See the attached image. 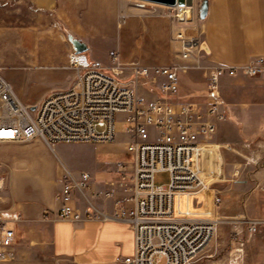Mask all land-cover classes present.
<instances>
[{
	"label": "crops",
	"instance_id": "crops-1",
	"mask_svg": "<svg viewBox=\"0 0 264 264\" xmlns=\"http://www.w3.org/2000/svg\"><path fill=\"white\" fill-rule=\"evenodd\" d=\"M207 1V17L178 30L186 32V38L197 40L201 52L206 50L208 66L246 64L251 58L264 55V0ZM0 4H15L18 11L29 12L33 19L48 17L67 37L71 34L85 42L88 45L85 53L93 59H98L95 55L100 48H106L108 54L110 50L116 51L119 59L147 60L150 63L142 64L155 65L167 64L155 60L166 59L173 53L167 17L157 10L136 7L130 0H0ZM175 43L180 48L182 41ZM72 50L70 40L64 51L48 49L42 45L39 30L33 24L0 26V69L19 64L42 72L65 67L69 71L63 79L72 85L76 74L66 54ZM183 75L180 73V82ZM218 128L219 133L205 146L208 150L203 154L204 179L211 187L212 207L222 221L223 217H233L241 225L245 217L264 220V185L261 187L259 181L256 187L251 182L264 179V165L256 169L252 178L247 174L237 178L241 170L238 165L244 163L237 156L243 155L249 164L255 161L243 149L249 143L241 140L236 143L241 148L220 151L231 126L220 122ZM15 144L0 146V162H8L12 167L11 174L6 169L0 170L8 178L6 188L0 192V212L16 231L10 248L13 256L1 259L0 264H128L124 258L134 253L135 245L134 232L127 221L84 218L72 222L58 218L56 211L60 207L63 176L69 169L76 176L82 171L91 174L89 188L76 192V206L82 211L112 214L117 200L124 194L118 184L119 163H127L130 168L131 160L117 161L104 180L97 179L89 170L75 174L64 164L58 175L55 146L41 139L31 141L24 148ZM12 150L17 155H12ZM30 162L37 170L23 174L21 167ZM44 171H49L51 177ZM217 197L221 198L218 203ZM255 233L262 249L255 264H263L264 225Z\"/></svg>",
	"mask_w": 264,
	"mask_h": 264
},
{
	"label": "built area",
	"instance_id": "built-area-1",
	"mask_svg": "<svg viewBox=\"0 0 264 264\" xmlns=\"http://www.w3.org/2000/svg\"><path fill=\"white\" fill-rule=\"evenodd\" d=\"M182 60L191 58L198 42L179 34ZM114 63L108 67L85 52L72 50L68 57L75 70L72 86L49 93L37 104L24 103L0 69V146L41 139L57 143L111 142L124 136L132 160L130 168L120 162L118 182L123 191L112 214L82 211L76 192L89 188L91 174L79 176L65 170L56 216L62 220L121 219L134 232V253L128 264H189L215 236L219 218L211 204V187L204 179L203 153L216 135L218 122L227 118L220 93L225 76H264V55L246 64L218 65L206 79V104L180 101V73L188 68L172 64L131 62V81L123 71L118 53L109 51ZM141 79L158 87L152 97L139 92ZM132 82V83H130ZM10 134V135H8ZM158 171H168L167 186H157ZM7 176L0 172V192ZM207 198L210 200L207 202ZM217 197L215 202H220ZM49 214V211H46ZM251 233L264 220L244 218ZM14 226L0 212V260L13 256ZM264 264V261H263Z\"/></svg>",
	"mask_w": 264,
	"mask_h": 264
},
{
	"label": "rangeland",
	"instance_id": "rangeland-1",
	"mask_svg": "<svg viewBox=\"0 0 264 264\" xmlns=\"http://www.w3.org/2000/svg\"><path fill=\"white\" fill-rule=\"evenodd\" d=\"M203 0H194L190 16L183 14L185 11L181 6L161 5L146 0H130L136 7H142L150 11L157 10L167 17V27L169 29V44H173V53H169L166 59L155 60L158 63L181 65L187 67L186 73L180 82L178 99L180 101H201L203 104L206 96V79L211 66L207 64L206 50L196 49L190 59L182 60L178 54L182 50L176 48L175 41H181L180 33L187 37V33L178 30L180 27L197 24L201 22L199 16L200 4ZM18 23L33 24L39 30L41 43L50 50H65L69 45V40L64 32L48 17L31 18L29 12L18 11L16 5L0 4V26ZM71 52V51H70ZM70 52H66L67 58ZM100 61L108 67H113L106 48H100L96 55ZM123 65V71L119 73L121 79L131 81V62L150 63L147 60H119ZM154 61V60H151ZM69 70L65 67L54 68L42 72L35 67H24L22 64L5 66L1 68L4 76L13 84L21 100L28 103H39L41 99L49 93L69 88L68 82L64 81V74ZM139 92L152 95L158 93V87L146 79H141L138 85ZM152 93V94H150ZM220 93L224 102L227 118L223 121L228 122L231 128L227 132L228 139L221 145L220 151H233L241 148V140L247 141L248 146L243 147L249 155L255 159L253 164L247 163L246 157L237 156V160L243 164L236 175L237 178H244L247 174L252 178L256 169L264 165V76H225L220 82ZM201 99V100H200ZM219 128L217 127V130ZM218 132V131H217ZM216 132V134H217ZM219 133V132H218ZM216 136V135H215ZM31 142L16 143L15 146L24 148ZM55 146V172L60 174L62 164L68 166L75 174L81 170H89L94 177L100 180L107 178L113 171L114 164L119 160H132L127 152L124 143V136L119 134L111 142H73L57 143ZM206 153L208 150L204 148ZM231 151V152H232ZM238 152V151H237ZM17 151L12 150V155H17ZM21 153V152H20ZM238 154V153H237ZM249 164V165H248ZM0 170H5L11 174L12 167L8 162H0ZM246 168V169H245ZM245 169V170H244ZM247 169H250L247 171ZM24 173L35 172L33 163H27L21 167ZM46 176L51 177L49 171H44ZM8 180V178H7ZM171 180L170 172L158 171L155 174V184L157 186H167ZM264 185V179H252L251 182L257 187ZM220 220L217 232L210 244L200 252L189 264H255L262 253V249L257 243V234L248 230L244 222L238 225L233 217ZM249 218V217H245ZM244 219V218H243ZM241 226L244 227L241 229Z\"/></svg>",
	"mask_w": 264,
	"mask_h": 264
},
{
	"label": "water",
	"instance_id": "water-1",
	"mask_svg": "<svg viewBox=\"0 0 264 264\" xmlns=\"http://www.w3.org/2000/svg\"><path fill=\"white\" fill-rule=\"evenodd\" d=\"M154 3H159L163 5H169V6H193L194 0H146ZM208 14V1L203 0L200 4L199 9V16L201 19H205ZM68 39L73 44L74 50L76 52H86L88 50V45L79 40L78 38H75L73 35L68 34Z\"/></svg>",
	"mask_w": 264,
	"mask_h": 264
},
{
	"label": "bare ground",
	"instance_id": "bare-ground-1",
	"mask_svg": "<svg viewBox=\"0 0 264 264\" xmlns=\"http://www.w3.org/2000/svg\"><path fill=\"white\" fill-rule=\"evenodd\" d=\"M182 9H184L185 11L183 12V14L187 15L188 17L190 16V12L192 7L191 6H181ZM205 151V150H204ZM204 154V153H203ZM211 180V179H209Z\"/></svg>",
	"mask_w": 264,
	"mask_h": 264
},
{
	"label": "snow or ice",
	"instance_id": "snow-or-ice-1",
	"mask_svg": "<svg viewBox=\"0 0 264 264\" xmlns=\"http://www.w3.org/2000/svg\"><path fill=\"white\" fill-rule=\"evenodd\" d=\"M0 135H5L4 133H0ZM8 135H10V134H8Z\"/></svg>",
	"mask_w": 264,
	"mask_h": 264
}]
</instances>
